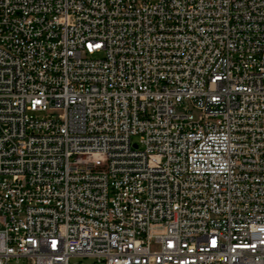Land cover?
<instances>
[{"label": "built area", "instance_id": "2783aa9c", "mask_svg": "<svg viewBox=\"0 0 264 264\" xmlns=\"http://www.w3.org/2000/svg\"><path fill=\"white\" fill-rule=\"evenodd\" d=\"M73 258L264 264V0H0V264Z\"/></svg>", "mask_w": 264, "mask_h": 264}, {"label": "rangeland", "instance_id": "374dc122", "mask_svg": "<svg viewBox=\"0 0 264 264\" xmlns=\"http://www.w3.org/2000/svg\"><path fill=\"white\" fill-rule=\"evenodd\" d=\"M135 140H138V137H135ZM90 262V260L84 259L81 261V264H89ZM71 264H79V260L77 258H73Z\"/></svg>", "mask_w": 264, "mask_h": 264}]
</instances>
